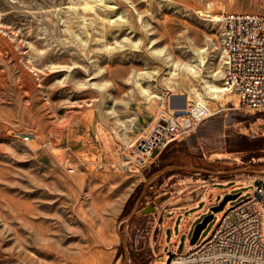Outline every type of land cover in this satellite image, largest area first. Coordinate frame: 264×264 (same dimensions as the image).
I'll list each match as a JSON object with an SVG mask.
<instances>
[{
    "label": "rangeland",
    "instance_id": "obj_1",
    "mask_svg": "<svg viewBox=\"0 0 264 264\" xmlns=\"http://www.w3.org/2000/svg\"><path fill=\"white\" fill-rule=\"evenodd\" d=\"M87 1L0 0V264H165L204 203L264 190V114L203 84L223 86L217 14L264 0ZM173 96L204 114L136 169Z\"/></svg>",
    "mask_w": 264,
    "mask_h": 264
},
{
    "label": "built area",
    "instance_id": "obj_2",
    "mask_svg": "<svg viewBox=\"0 0 264 264\" xmlns=\"http://www.w3.org/2000/svg\"><path fill=\"white\" fill-rule=\"evenodd\" d=\"M222 27V85L234 93L239 106L264 114V10L258 13H223ZM158 115L149 125L144 137L136 142L130 154V163L144 169L155 152L174 140L183 124L173 115ZM264 132V125H263ZM73 169H69L72 172ZM211 201L208 206L217 205ZM264 190L255 186L253 193L237 203H228L208 235L194 248L185 240V249L176 252V237L172 250L165 253V264H264V243L261 241ZM221 212V211H220ZM191 224L181 231L189 233ZM168 253L173 256L169 258Z\"/></svg>",
    "mask_w": 264,
    "mask_h": 264
},
{
    "label": "bare ground",
    "instance_id": "obj_3",
    "mask_svg": "<svg viewBox=\"0 0 264 264\" xmlns=\"http://www.w3.org/2000/svg\"><path fill=\"white\" fill-rule=\"evenodd\" d=\"M104 1V0H103ZM104 3V2H103ZM121 4V3H120ZM92 7V1L88 0L84 6V9ZM211 8V4L208 5V9ZM84 16V15H83ZM221 18V15L217 14L216 16V21L218 22ZM1 45V44H0ZM205 52V49H200L198 53H203ZM188 69L193 71L192 66H188ZM26 74V73H25ZM23 74V81L25 83V86L27 87L26 89L32 88L31 81L27 74ZM218 72L216 71L215 73L212 74V76L216 77ZM204 88L206 92L211 96V99H214L215 101H219L220 97L222 96L223 92L225 89L223 86L215 85L211 82L203 81ZM199 96V95H197ZM169 108L170 111L173 113H182L181 115L176 116L175 118L177 120H180L183 126H189L191 123V117L198 118L201 115L204 114L205 107H204V101L199 97L198 103L192 108V109H187L186 108V99L183 97H170L169 98ZM257 178H264V175L262 176H257ZM223 213L222 211L219 212V215Z\"/></svg>",
    "mask_w": 264,
    "mask_h": 264
},
{
    "label": "water",
    "instance_id": "obj_4",
    "mask_svg": "<svg viewBox=\"0 0 264 264\" xmlns=\"http://www.w3.org/2000/svg\"><path fill=\"white\" fill-rule=\"evenodd\" d=\"M239 194H226L222 196L221 201L214 206L210 207V213L206 214L200 222L196 223L192 229V233H191V238L189 240L190 245H193L197 242L201 232L203 231V229H205V227L207 226V224L213 219L214 214L220 212L221 210L224 209L225 205L231 201L234 200L238 197ZM169 258H171L173 256L172 253H168Z\"/></svg>",
    "mask_w": 264,
    "mask_h": 264
},
{
    "label": "crops",
    "instance_id": "obj_5",
    "mask_svg": "<svg viewBox=\"0 0 264 264\" xmlns=\"http://www.w3.org/2000/svg\"><path fill=\"white\" fill-rule=\"evenodd\" d=\"M160 154H161V149H158L155 153V158H158L160 156ZM228 190H230V189H227V191ZM224 194L225 193H223L222 195H224ZM208 204L204 203L199 210H197L193 213V214L197 213V215L195 217H193L192 221L189 223V224H191L190 229L193 226L194 220L196 218H200V221H201V218H203L207 214V209L210 207V206H208ZM174 225H175V222L173 221L172 226L170 227L171 232L174 230ZM190 229H189V231H190ZM180 236H181V232L178 234L177 237H180ZM164 242L166 243V234H164ZM177 245H178V241H177Z\"/></svg>",
    "mask_w": 264,
    "mask_h": 264
}]
</instances>
